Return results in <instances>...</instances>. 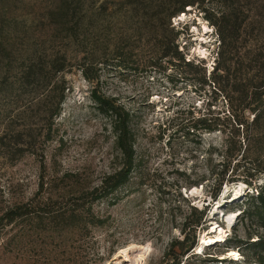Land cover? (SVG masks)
<instances>
[{"label": "rangeland", "instance_id": "1", "mask_svg": "<svg viewBox=\"0 0 264 264\" xmlns=\"http://www.w3.org/2000/svg\"><path fill=\"white\" fill-rule=\"evenodd\" d=\"M193 1L167 18L157 6L182 0H0V264L264 260L245 176L216 201L209 183L187 186L224 137L206 127H227L228 97L237 99L231 80L222 87L208 73L219 30L229 26V77L258 83L264 0ZM174 46L206 71L180 74ZM95 96L127 111L133 130V169L116 188L110 176L125 160ZM207 204L201 230L191 229Z\"/></svg>", "mask_w": 264, "mask_h": 264}, {"label": "trees", "instance_id": "2", "mask_svg": "<svg viewBox=\"0 0 264 264\" xmlns=\"http://www.w3.org/2000/svg\"><path fill=\"white\" fill-rule=\"evenodd\" d=\"M193 3V0H182L180 7L173 11H168L162 5L157 7H162V12H166L165 16L170 18L182 11L184 7ZM231 29L233 35L235 34V30H238L237 28L235 29L234 23L233 25L231 24ZM219 31V51L216 54V61H218L208 73L209 76L212 75V78L217 81L219 86H222L219 83L231 80L229 82L230 85H228V93L231 96L236 95L237 99L228 97L227 111L230 116H228L229 122L227 127H223L222 130L212 126L206 127L208 133L218 132L219 134H224V137L221 138L218 145L214 143L208 145L205 154L202 156L206 165L205 173L199 177L197 176L187 186H200L202 183H209V199L216 201L221 193L223 184L235 182L241 176H245L242 180L254 187L252 195L247 197L248 202H250L247 212L251 211L257 219L258 227L264 229V189L259 188V185L256 186L258 177H264V61L261 60L259 71L257 69L260 78L258 83L248 85L244 83L242 75H235L230 78L229 74L231 70L229 65L222 66L224 56L226 55L225 49L228 47L227 36L229 34L226 35V33L227 31L229 32V26L228 30L225 27ZM174 47L175 52L172 59L178 61V67L181 69L179 71L180 74L191 79L190 74H192L193 69H197L199 65L203 64V61H197V64H194L193 61L185 60V57L176 51V46ZM168 56L167 53L164 54V57ZM256 62L257 59L254 63ZM199 68L206 71L205 66H200ZM234 72L238 73L237 70H234ZM250 86H253L251 91L249 90ZM94 98V101L101 108L100 110H103L102 106L106 105L105 109L109 110L112 115L116 145L125 160L123 168L114 171L110 176L112 180H115L113 188H116L128 180L133 169L135 149L129 113L123 111L120 106L115 105L114 100L105 102L100 97L95 96ZM224 128L227 131H224ZM246 163H248V167L245 166ZM239 168H242L240 172H238ZM239 173L242 175H239ZM207 206L208 204L200 210L199 219L189 224L191 229L201 230L205 222V209H207ZM194 210L196 211V209ZM247 212L244 209L241 214H246ZM183 232L184 229L180 233L183 234ZM254 235L256 236V240L253 241L255 245L260 246L264 244V237L258 234ZM250 238H252V235ZM195 244L196 242H192L189 248L186 247L185 252L192 249ZM207 261L209 260L203 259L200 263H207ZM218 261L221 262L222 260ZM258 263L262 264L264 260L260 259Z\"/></svg>", "mask_w": 264, "mask_h": 264}, {"label": "bare ground", "instance_id": "3", "mask_svg": "<svg viewBox=\"0 0 264 264\" xmlns=\"http://www.w3.org/2000/svg\"><path fill=\"white\" fill-rule=\"evenodd\" d=\"M225 188H226V187H225ZM230 221H231V220H230ZM208 241L211 243V242L213 241V238H209ZM126 253H127V252H126ZM120 255L124 256V257L122 258L123 261H127V258H126L127 256L125 257V250L120 251ZM120 255H119V256H120ZM119 256H118V257H119ZM122 259H121V260H122ZM118 260H119V259H118ZM116 261H117V260H116ZM117 262H118V261H117Z\"/></svg>", "mask_w": 264, "mask_h": 264}]
</instances>
